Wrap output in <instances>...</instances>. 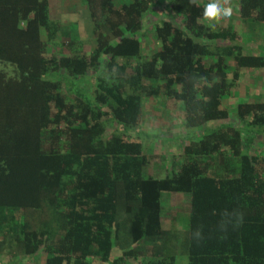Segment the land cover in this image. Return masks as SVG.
Returning <instances> with one entry per match:
<instances>
[{
    "label": "trees",
    "instance_id": "16d2710c",
    "mask_svg": "<svg viewBox=\"0 0 264 264\" xmlns=\"http://www.w3.org/2000/svg\"><path fill=\"white\" fill-rule=\"evenodd\" d=\"M159 1L85 0V54L54 51L49 0H0L1 264L39 253L42 264H264V153L251 151L264 101H239L236 123L223 103L264 55L245 54L232 24H207L201 0H170L181 25L154 26L160 47L143 55ZM237 1L240 20L264 23V0ZM159 96L181 104L186 145L151 174L150 136L131 133L143 98ZM107 122L120 129L105 137ZM165 193L187 197V232L165 228Z\"/></svg>",
    "mask_w": 264,
    "mask_h": 264
},
{
    "label": "rangeland",
    "instance_id": "374dc122",
    "mask_svg": "<svg viewBox=\"0 0 264 264\" xmlns=\"http://www.w3.org/2000/svg\"><path fill=\"white\" fill-rule=\"evenodd\" d=\"M169 1H159L144 19V31L140 35L143 55H150L160 47L153 32L154 26L164 19H172L177 25H181L182 17L176 13H170ZM49 2L51 17L53 20L60 22L61 28L60 33L56 36L57 45L54 51L64 53V51H69V48H78L82 53L89 54L94 47V40L85 0H49ZM125 2H128V0H119L117 3L122 4ZM201 2L206 5L209 0H201ZM237 2V0H223L224 6L231 8V16L206 19L205 22L210 25L232 24L241 34L245 54L264 55V23L240 20L237 14ZM64 34L69 35L68 37L73 39L74 44L72 46L68 45L70 40ZM43 38L45 40L47 38L45 33ZM50 47L52 48V46ZM232 66V63H230L231 69H233ZM239 73L240 78L236 86L223 102L224 107L231 112L230 121L233 123H236L234 114L239 101H264V69H243ZM91 75L89 74V77L84 80L90 95H92V90L95 87L94 78ZM142 103L141 124L131 134L135 137L141 131L150 136V138L143 134L140 136L144 142V152L151 157L150 164L147 167L148 172L153 173L156 170V174L157 172L165 173V171L170 170L173 162H181L184 159L182 153L186 142L183 139H177V135L185 130L183 125L184 112L179 102L170 100L165 96L144 97ZM108 123L105 137L120 129L115 124ZM208 126H214V124H209ZM254 136L255 144L251 151L263 154L264 131ZM170 194H163L164 226L165 228L187 232L189 228V201L184 195ZM42 258L43 255L39 253L32 257H19L14 263L5 261L3 264H42ZM94 264L100 263L95 261ZM175 264H187L186 255L177 257Z\"/></svg>",
    "mask_w": 264,
    "mask_h": 264
},
{
    "label": "clouds",
    "instance_id": "9594fccd",
    "mask_svg": "<svg viewBox=\"0 0 264 264\" xmlns=\"http://www.w3.org/2000/svg\"><path fill=\"white\" fill-rule=\"evenodd\" d=\"M231 8L224 6L223 0H209L204 7V18H222L231 16Z\"/></svg>",
    "mask_w": 264,
    "mask_h": 264
},
{
    "label": "crops",
    "instance_id": "0c3cea01",
    "mask_svg": "<svg viewBox=\"0 0 264 264\" xmlns=\"http://www.w3.org/2000/svg\"><path fill=\"white\" fill-rule=\"evenodd\" d=\"M155 171H156V170H154V172H153L154 174H156ZM151 174H152V173H151Z\"/></svg>",
    "mask_w": 264,
    "mask_h": 264
}]
</instances>
